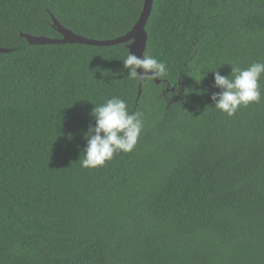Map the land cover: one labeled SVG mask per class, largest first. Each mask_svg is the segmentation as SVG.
I'll return each instance as SVG.
<instances>
[{"label":"trees","instance_id":"trees-1","mask_svg":"<svg viewBox=\"0 0 264 264\" xmlns=\"http://www.w3.org/2000/svg\"><path fill=\"white\" fill-rule=\"evenodd\" d=\"M144 0H0V264H264V98L227 116L213 71L264 61V0H153L142 54L129 42L31 45L21 33L128 32ZM264 95V74L261 76ZM142 112L131 152L81 167L94 106Z\"/></svg>","mask_w":264,"mask_h":264},{"label":"clouds","instance_id":"clouds-1","mask_svg":"<svg viewBox=\"0 0 264 264\" xmlns=\"http://www.w3.org/2000/svg\"><path fill=\"white\" fill-rule=\"evenodd\" d=\"M134 42V38L130 39L129 45ZM122 62L123 68L127 69V77L134 81L144 78L154 81L168 74L167 64L150 54L138 57L129 52ZM262 74L264 61L253 62L246 68L231 66V78L213 71V86L219 89L210 97L214 107L232 116L241 106L259 103L264 98L260 83ZM91 115L94 124H90L84 133L86 146L83 148L81 167L104 166L115 154L131 152L136 147L144 127L142 112H130L126 101L114 96L94 106Z\"/></svg>","mask_w":264,"mask_h":264},{"label":"water","instance_id":"water-1","mask_svg":"<svg viewBox=\"0 0 264 264\" xmlns=\"http://www.w3.org/2000/svg\"><path fill=\"white\" fill-rule=\"evenodd\" d=\"M153 6V0H144L142 10L137 21L131 27V29L123 35L109 39H95L89 38L73 32L72 30L64 27L55 17H52L53 24L57 31L60 33V38H52L42 35H32L28 33H21V37H25L31 45H43V44H66V43H81L93 46H111L121 43H127L130 39L134 38V43L129 46L130 53L135 54L138 57L142 56L143 49L147 42V32L145 26L150 16ZM13 49L0 46V53H8ZM140 70L138 69V72ZM142 80H140L141 83ZM156 82L159 79H155Z\"/></svg>","mask_w":264,"mask_h":264}]
</instances>
